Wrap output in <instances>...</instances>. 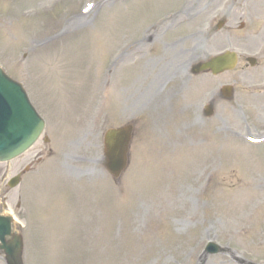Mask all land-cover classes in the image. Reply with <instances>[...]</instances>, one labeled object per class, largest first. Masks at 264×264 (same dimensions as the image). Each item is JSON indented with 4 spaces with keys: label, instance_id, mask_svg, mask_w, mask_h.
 <instances>
[{
    "label": "rangeland",
    "instance_id": "374dc122",
    "mask_svg": "<svg viewBox=\"0 0 264 264\" xmlns=\"http://www.w3.org/2000/svg\"><path fill=\"white\" fill-rule=\"evenodd\" d=\"M226 49L234 71L191 74ZM0 64L50 137L0 163V214L22 224L25 264H198L209 240L264 263V146L237 135L264 131V0H0ZM130 121L115 180L104 132Z\"/></svg>",
    "mask_w": 264,
    "mask_h": 264
},
{
    "label": "water",
    "instance_id": "95a60500",
    "mask_svg": "<svg viewBox=\"0 0 264 264\" xmlns=\"http://www.w3.org/2000/svg\"><path fill=\"white\" fill-rule=\"evenodd\" d=\"M237 56L233 52L212 58L194 66L195 73L211 70L214 74L232 69ZM42 122L29 103L20 84L0 72V160H9L26 150L37 138ZM131 126L111 129L106 134L108 167L118 176L126 166V152ZM12 216L0 217V249L6 253L9 264H23V238L12 231ZM10 235V241L5 236ZM215 244L209 251H216Z\"/></svg>",
    "mask_w": 264,
    "mask_h": 264
},
{
    "label": "bare ground",
    "instance_id": "6f19581e",
    "mask_svg": "<svg viewBox=\"0 0 264 264\" xmlns=\"http://www.w3.org/2000/svg\"><path fill=\"white\" fill-rule=\"evenodd\" d=\"M176 17V16H175ZM196 54V53H195ZM248 145V144H247Z\"/></svg>",
    "mask_w": 264,
    "mask_h": 264
}]
</instances>
